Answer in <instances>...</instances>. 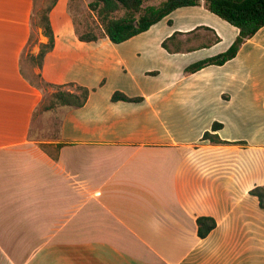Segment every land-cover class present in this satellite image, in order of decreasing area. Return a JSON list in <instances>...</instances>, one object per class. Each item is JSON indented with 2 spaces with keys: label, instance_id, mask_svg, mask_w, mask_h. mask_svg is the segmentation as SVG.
Masks as SVG:
<instances>
[{
  "label": "crops",
  "instance_id": "crops-1",
  "mask_svg": "<svg viewBox=\"0 0 264 264\" xmlns=\"http://www.w3.org/2000/svg\"><path fill=\"white\" fill-rule=\"evenodd\" d=\"M68 1L49 13L54 47L33 72L91 92L40 141L41 92L21 59L47 38L33 40L35 0H0V264H264V209L249 195L264 185V27L232 60L186 76L238 30L195 6L121 44L80 42ZM174 33L184 47L219 42L168 53ZM116 91L143 101L113 102ZM214 122L224 143L201 140ZM199 217L216 223L204 239Z\"/></svg>",
  "mask_w": 264,
  "mask_h": 264
},
{
  "label": "trees",
  "instance_id": "trees-1",
  "mask_svg": "<svg viewBox=\"0 0 264 264\" xmlns=\"http://www.w3.org/2000/svg\"><path fill=\"white\" fill-rule=\"evenodd\" d=\"M57 1L49 0L46 8L40 13L39 25L42 28L43 35L47 38V43L39 46V52L36 56H29L31 63L39 69L42 67L46 54L54 47V34L49 20V13ZM79 1L69 0L67 13L72 21L74 34L80 42H97L106 38L113 44H121L146 32L151 26L160 22L173 11L195 6L203 7L238 30L237 37L226 51L190 64L184 70L186 76L208 66H222L232 60L243 43L251 39L264 27V0H90L86 4L90 21L85 20L83 23H79L72 12L73 4ZM80 25L83 26L82 30ZM202 28L196 29L188 35H191L192 38L197 37L196 31ZM180 35L182 34L174 33L161 43V47L168 53H180L207 48L211 44L219 42V38L214 35V38L207 39L206 43H202L198 47H184V43L179 40ZM154 74L149 73V75ZM41 82L53 91L50 104L46 107L47 110L61 108L70 111L82 108L91 92L88 88L75 83L53 85L42 80ZM103 84L104 80L101 81L100 85ZM111 101L140 103L143 98H130L116 91L112 94ZM221 128V124L214 122L211 130L203 133L201 140L209 141L212 144L224 143L217 135V131ZM249 195L257 199L260 209H264V185L251 189ZM196 225L197 236L204 239L215 228L216 223L210 217H199L196 219Z\"/></svg>",
  "mask_w": 264,
  "mask_h": 264
},
{
  "label": "rangeland",
  "instance_id": "rangeland-1",
  "mask_svg": "<svg viewBox=\"0 0 264 264\" xmlns=\"http://www.w3.org/2000/svg\"><path fill=\"white\" fill-rule=\"evenodd\" d=\"M49 0H35V9L33 14V40L37 42L39 36V29L43 34L42 28L39 25L40 13L43 11L48 5ZM90 0H80L73 4L72 12L76 17L77 21L83 23V21L90 19L88 18V11L86 4ZM82 25H80V29L82 30ZM35 47L33 45H29L25 48L22 59H21V69L23 71V75L27 80L39 91L41 92V102L33 115V126H32V137L36 140L46 141L52 140L57 137L58 128L61 120V116L63 114V109L56 108L54 110H47V106L51 101L52 90L45 87L41 82L40 78L36 77L33 72V68L37 67L29 60V56L31 55L32 50Z\"/></svg>",
  "mask_w": 264,
  "mask_h": 264
}]
</instances>
